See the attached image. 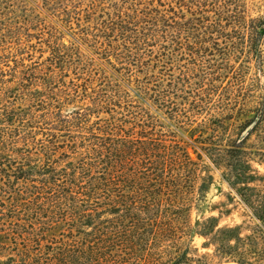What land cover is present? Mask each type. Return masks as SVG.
<instances>
[{
  "label": "rangeland",
  "instance_id": "1",
  "mask_svg": "<svg viewBox=\"0 0 264 264\" xmlns=\"http://www.w3.org/2000/svg\"><path fill=\"white\" fill-rule=\"evenodd\" d=\"M258 18L264 0H0V264L89 250L95 220L69 214L88 206L92 172L77 173L95 136L157 151V168L184 160L177 146L193 162L164 174L184 178L185 210L157 190L103 242L102 264H264L245 200L264 204ZM234 167L251 178L232 184Z\"/></svg>",
  "mask_w": 264,
  "mask_h": 264
},
{
  "label": "trees",
  "instance_id": "2",
  "mask_svg": "<svg viewBox=\"0 0 264 264\" xmlns=\"http://www.w3.org/2000/svg\"><path fill=\"white\" fill-rule=\"evenodd\" d=\"M263 34L264 19L258 18L256 21H252L250 47H255ZM95 137L101 138L103 143L93 144L92 148L96 156L93 155L90 164L84 163L80 168L81 172L77 173L83 178L85 172H92L85 183L91 195H88L90 196L88 206L82 209L75 206L74 211L69 214V216H75V219H82L86 225L95 220L92 223L95 240L92 241V244L90 243L89 250H81L79 245L74 243H61L51 255L45 253V256L27 257L19 262L9 257L8 261L2 264H102L104 255L101 253L103 248L101 245L103 242L106 243L109 236L115 237L118 233L117 230L127 221L132 222L140 219L139 214L144 212L143 210L155 207L157 201L161 202L162 198L158 197L157 199V190L167 191L168 194H171L172 188H175L177 191L174 193L178 199L172 200L170 196H166L165 200L170 206H176L177 212L185 210V198L182 197L181 184L184 178H180V175H172V173L168 176L164 175L172 164L171 160L175 161L174 164L180 162L179 165L182 166L184 164L193 165V162L188 159L179 146L177 148L181 151L184 160L178 161L180 160L178 154L174 159L164 154L165 157L160 162L161 166L157 168V151H148L142 144L136 146L131 140L121 138L119 142H114L110 137ZM128 143H130L129 147H127ZM143 163L147 165L143 166ZM86 165H88L87 168H85ZM247 166V164H242V168L248 169ZM232 170L235 171L232 184L251 178V175L244 169L239 171L238 167H234ZM251 189L252 187L248 185L241 186V196L245 198L247 196L245 191ZM245 200L253 207L256 218L264 221V204L255 205L254 201L248 198ZM80 206L83 205L80 204ZM76 210L78 212H75ZM104 214L111 218L103 219ZM73 259L77 261L73 263Z\"/></svg>",
  "mask_w": 264,
  "mask_h": 264
}]
</instances>
